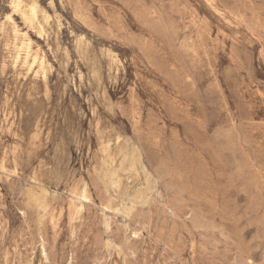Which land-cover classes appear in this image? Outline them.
<instances>
[{"label":"rangeland","instance_id":"obj_1","mask_svg":"<svg viewBox=\"0 0 264 264\" xmlns=\"http://www.w3.org/2000/svg\"><path fill=\"white\" fill-rule=\"evenodd\" d=\"M0 264H264V0H0Z\"/></svg>","mask_w":264,"mask_h":264},{"label":"bare ground","instance_id":"obj_2","mask_svg":"<svg viewBox=\"0 0 264 264\" xmlns=\"http://www.w3.org/2000/svg\"><path fill=\"white\" fill-rule=\"evenodd\" d=\"M12 4H13V7L20 8V0H12ZM28 7H29V5H28ZM30 13H31L32 17L35 16V11H34L33 7L30 8ZM9 19H10V17H9ZM29 47H30L29 45H27L25 47L17 46L16 53L14 56V61H23V63H26V64H32L33 61H37L36 56L32 55Z\"/></svg>","mask_w":264,"mask_h":264}]
</instances>
